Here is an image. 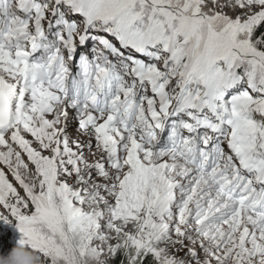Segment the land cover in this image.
Segmentation results:
<instances>
[{
	"label": "snow or ice",
	"instance_id": "1",
	"mask_svg": "<svg viewBox=\"0 0 264 264\" xmlns=\"http://www.w3.org/2000/svg\"><path fill=\"white\" fill-rule=\"evenodd\" d=\"M17 244L264 264V0H0V256Z\"/></svg>",
	"mask_w": 264,
	"mask_h": 264
},
{
	"label": "clouds",
	"instance_id": "2",
	"mask_svg": "<svg viewBox=\"0 0 264 264\" xmlns=\"http://www.w3.org/2000/svg\"><path fill=\"white\" fill-rule=\"evenodd\" d=\"M0 264H43V262L36 252L17 244L7 256H0Z\"/></svg>",
	"mask_w": 264,
	"mask_h": 264
},
{
	"label": "rangeland",
	"instance_id": "3",
	"mask_svg": "<svg viewBox=\"0 0 264 264\" xmlns=\"http://www.w3.org/2000/svg\"><path fill=\"white\" fill-rule=\"evenodd\" d=\"M19 238V232H18V230H16V239H18ZM4 243H5V246L7 247L8 245H7V238L5 237V239H4ZM13 243H15V240H13Z\"/></svg>",
	"mask_w": 264,
	"mask_h": 264
}]
</instances>
